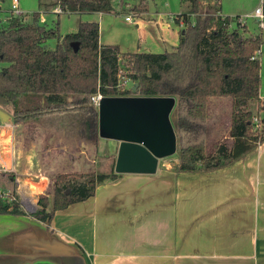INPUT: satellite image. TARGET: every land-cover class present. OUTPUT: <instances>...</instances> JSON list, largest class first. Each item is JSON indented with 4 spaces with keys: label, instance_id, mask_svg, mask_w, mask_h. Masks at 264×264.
Returning <instances> with one entry per match:
<instances>
[{
    "label": "trees",
    "instance_id": "16d2710c",
    "mask_svg": "<svg viewBox=\"0 0 264 264\" xmlns=\"http://www.w3.org/2000/svg\"><path fill=\"white\" fill-rule=\"evenodd\" d=\"M62 11H113V0H58ZM190 12L176 15L182 24L179 44L172 50L122 51L119 44L101 43L100 23L81 21L76 31L62 33L58 22L50 26L34 11L30 21L12 15L0 23V93L13 104V118H59L62 126L95 139L98 108L91 95H175V129L180 171L213 170L226 166L264 141V117L256 121L252 101H260L263 38L247 34L239 15L221 14L220 0H182ZM145 9L139 5L134 10ZM235 20V23H234ZM56 44L50 46L49 39ZM77 47V49H76ZM133 79L124 90L117 87L121 70ZM135 83H138L134 90ZM232 101L231 142H220L207 152L210 97ZM69 130V129H66ZM110 171H59L54 191L42 194L33 214L51 224L55 213L85 200L99 184L116 179ZM0 212L22 213L0 194Z\"/></svg>",
    "mask_w": 264,
    "mask_h": 264
},
{
    "label": "crops",
    "instance_id": "0c3cea01",
    "mask_svg": "<svg viewBox=\"0 0 264 264\" xmlns=\"http://www.w3.org/2000/svg\"><path fill=\"white\" fill-rule=\"evenodd\" d=\"M135 13L141 26L147 10ZM176 15L170 19L177 33L161 20L164 45L179 44ZM138 45L137 51H151L140 49L141 40ZM260 96L264 108L262 74ZM31 122L41 125L12 117L0 123L3 155L16 170L0 165V191H26L37 199L53 193L56 178L50 174L52 134L43 135L44 160L25 131ZM66 154L63 149L60 156ZM263 155L264 141L213 170L180 171L179 156L165 167L159 163L155 173H121L87 199L57 210L51 224L24 207L22 213L0 212V264H264Z\"/></svg>",
    "mask_w": 264,
    "mask_h": 264
},
{
    "label": "rangeland",
    "instance_id": "374dc122",
    "mask_svg": "<svg viewBox=\"0 0 264 264\" xmlns=\"http://www.w3.org/2000/svg\"><path fill=\"white\" fill-rule=\"evenodd\" d=\"M13 0H0V23L5 26L11 16ZM114 10L100 13L99 11H62L58 0H20V7L24 11L22 17L30 21L34 11H40L41 21L50 26L58 22L59 29L62 33L76 31L81 21L96 20L100 22L101 39L104 43L119 44L126 51L139 50L138 42L142 41L141 50H151L160 52L165 49L172 50L176 45H164L161 33L164 31L160 27L162 18L171 22L175 33L179 25L170 19L181 11H189L190 5L187 1L182 0H113ZM145 6L147 14L143 15L141 26L136 25V21L126 20V15H134L135 19L141 18L135 13L134 6ZM221 9L228 15L246 16L247 34L261 35L263 42L258 55L261 58L262 74V94L264 95V27H260L259 20L252 13L259 5L264 6V0H220ZM163 13V15H162ZM249 14V15H248ZM248 15V16H247ZM173 19V18H172ZM235 23V20H234ZM163 34V33H162ZM173 40V39H172ZM50 46L54 47L56 39H49ZM152 45V46H151ZM151 46V47H147ZM160 46V47H157ZM147 47V48H144ZM144 48V49H143ZM153 48V49H150ZM126 70H121V79H128V83H133V79L127 76ZM261 101V100H260ZM252 101L251 107L254 110L257 119L261 121L264 117V108L261 102ZM0 107L9 112L13 118V104L11 102L0 103ZM232 114V101L229 96L210 97L208 108V127H207V152L214 153L218 144L223 141L231 142L230 124ZM60 118V117H59ZM59 118L54 116H44L38 118L40 124L28 123L25 131L34 141V151L40 158L45 156L43 146H45V130L52 134L48 142L51 144L50 158L53 161L51 175L56 178V174L64 171L65 168H72V172L77 171H110L113 169L112 164L116 162L119 141L101 137L97 140L82 131H73L70 128L62 126ZM176 119V111H173V121ZM69 129V130H66ZM68 134L69 140H65L61 132ZM29 138V139H30ZM31 140V139H30ZM63 149L68 154L62 158ZM258 151V150H257ZM255 151L254 153H257ZM82 155V156H81ZM178 152L160 159L162 167L178 159ZM264 157V155H263ZM264 160V158H263ZM77 161V163H76ZM56 166V170H55ZM44 173L48 171H42ZM54 190L52 189L51 192ZM40 197V196H39ZM38 197V199H39ZM20 203V202H19ZM39 207V206H38ZM37 207V208H38ZM36 208V209H37ZM35 209V210H36Z\"/></svg>",
    "mask_w": 264,
    "mask_h": 264
},
{
    "label": "water",
    "instance_id": "95a60500",
    "mask_svg": "<svg viewBox=\"0 0 264 264\" xmlns=\"http://www.w3.org/2000/svg\"><path fill=\"white\" fill-rule=\"evenodd\" d=\"M7 101L0 93V103ZM176 102L175 95H104L100 99L98 133L119 141L116 172L155 173L161 158L177 152ZM11 117L0 107V123Z\"/></svg>",
    "mask_w": 264,
    "mask_h": 264
},
{
    "label": "built area",
    "instance_id": "2783aa9c",
    "mask_svg": "<svg viewBox=\"0 0 264 264\" xmlns=\"http://www.w3.org/2000/svg\"><path fill=\"white\" fill-rule=\"evenodd\" d=\"M58 9H61V8H58ZM23 12L24 11L20 7V0H13L12 8H11V14L12 15L13 14L14 15H22ZM252 14L258 18L260 27H264V6L259 5L258 7H256V9L254 10V12ZM125 17H126V20H128L130 22L136 21V23H138V21L135 19L134 15L128 14ZM237 18H238L237 20H239L241 24H243V25L247 24V21L245 19L246 16L240 15ZM127 78H125V79L119 78L117 87L120 90H124L133 84V83H128ZM103 96H104V94H103V92H101V90H98L91 95V101L97 108L99 106L100 99ZM3 123L10 124V121H6ZM3 150H4V144H3L2 140H1V136H0V165L2 168L6 169V170L16 172L14 166L7 165V161L3 155ZM16 179H17L18 183L21 182L19 177H16ZM0 194L5 199L6 203H8L10 206H12V204L16 201L20 202L21 207H24L25 209H27L29 211H35V209L39 206L38 198L35 199L32 195H30L26 191H21V190H17L15 192H13V191H0Z\"/></svg>",
    "mask_w": 264,
    "mask_h": 264
}]
</instances>
